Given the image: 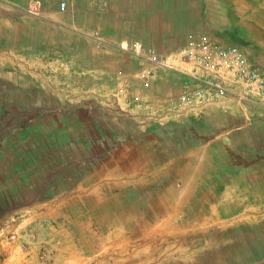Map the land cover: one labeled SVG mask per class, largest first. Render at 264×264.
<instances>
[{
    "label": "crops",
    "instance_id": "1",
    "mask_svg": "<svg viewBox=\"0 0 264 264\" xmlns=\"http://www.w3.org/2000/svg\"><path fill=\"white\" fill-rule=\"evenodd\" d=\"M33 1L0 0V104L6 118L30 121L14 124L0 148L15 151L28 129L31 153H95L93 174L77 184H161L164 210L166 195H190L193 229L243 217L245 262L264 264V117L230 98L202 108L177 100L194 68L180 60L185 36L206 33L211 0H37L38 13ZM119 40L175 57L172 67L143 87L141 62L117 49Z\"/></svg>",
    "mask_w": 264,
    "mask_h": 264
},
{
    "label": "rangeland",
    "instance_id": "2",
    "mask_svg": "<svg viewBox=\"0 0 264 264\" xmlns=\"http://www.w3.org/2000/svg\"><path fill=\"white\" fill-rule=\"evenodd\" d=\"M33 2L38 13L41 1ZM207 12L206 33L257 57L262 0H211ZM3 110L0 104V140L14 124H30ZM24 133L15 151L0 148V264H260L245 262L239 248L244 234L236 224L243 217L193 229L190 195H166L164 210L157 207L161 184L133 190L77 184L93 174L88 163L95 153L72 146L31 153L29 130ZM258 223L264 229V219Z\"/></svg>",
    "mask_w": 264,
    "mask_h": 264
},
{
    "label": "built area",
    "instance_id": "3",
    "mask_svg": "<svg viewBox=\"0 0 264 264\" xmlns=\"http://www.w3.org/2000/svg\"><path fill=\"white\" fill-rule=\"evenodd\" d=\"M262 3L264 7V0ZM66 7L65 1L59 3L60 10ZM30 11H38L37 2L30 5ZM96 38L98 43L104 42ZM114 45L141 62L138 76L143 87L149 86L157 69L171 68L175 60L141 40H119ZM179 56L181 61L188 59L194 64L187 74L190 82L183 84L178 95L180 105L202 108L230 98L264 117V38L259 43L257 57L251 59L236 44H222L208 33L190 31Z\"/></svg>",
    "mask_w": 264,
    "mask_h": 264
}]
</instances>
